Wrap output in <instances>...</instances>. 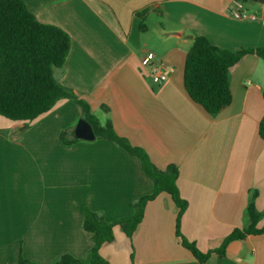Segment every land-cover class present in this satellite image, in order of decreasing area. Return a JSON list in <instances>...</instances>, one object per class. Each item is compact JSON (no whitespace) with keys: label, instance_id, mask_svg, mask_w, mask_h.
<instances>
[{"label":"crops","instance_id":"crops-1","mask_svg":"<svg viewBox=\"0 0 264 264\" xmlns=\"http://www.w3.org/2000/svg\"><path fill=\"white\" fill-rule=\"evenodd\" d=\"M23 2L39 22L70 35L66 62L55 70L58 81L80 94L101 123L110 119L116 134L145 151L157 168H178L176 184L188 203L180 233L208 258L201 262L183 246L179 209L165 192L146 204L132 237L114 227V240L100 255L109 264H264V234L224 247L247 226L254 191L264 213V61L248 53L231 68L233 100L215 116L184 86L195 37L232 52L264 47V2L243 4L255 21L232 17L235 0ZM148 53L169 74L165 83L154 84L142 67ZM79 120L78 106L68 100L28 128L0 116V264H17L21 251L35 264H55L65 254L88 263L94 243L84 228L86 209L112 222L134 214L132 199L154 192L140 160L111 142L64 145L61 132L75 133Z\"/></svg>","mask_w":264,"mask_h":264},{"label":"trees","instance_id":"trees-1","mask_svg":"<svg viewBox=\"0 0 264 264\" xmlns=\"http://www.w3.org/2000/svg\"><path fill=\"white\" fill-rule=\"evenodd\" d=\"M235 1L246 4L252 0ZM149 11L147 8L138 14L145 18ZM140 29H147L143 22ZM70 48V35L57 26L39 22L23 0H0V116L13 122H24L28 128L31 122L52 110L58 101L68 100L78 106L80 118L93 127L97 140H107L140 160L144 173L154 184V192L132 199L130 207L134 214L112 222L107 221L102 213L86 209L84 228L92 234L94 243L90 261L86 263L65 254L55 264H109L100 255V248L114 240V227L119 226L132 237L144 217L146 204L163 192L172 197L179 209L177 235L183 246L199 261L204 262L208 255L200 253L180 233L181 217L188 203L178 191V168L175 165H170L165 170L157 168L145 151L132 146L128 139L116 134L110 119L101 123L80 94L58 81L55 70L63 69ZM248 53H254L264 61V47L232 52L211 44L206 37H195L186 55L184 72V86L190 98L212 116L231 105L233 97L230 70ZM102 110L109 114L107 106H102ZM259 134L264 141V117L260 122ZM60 139L64 145L80 141L74 137L73 128L63 130ZM257 196V191L250 196L246 210L247 226L242 230L236 229L226 240L224 247L236 239L264 234V226L258 227L264 213L256 207ZM224 247L217 252L223 253ZM17 264L35 263L25 258L21 251Z\"/></svg>","mask_w":264,"mask_h":264},{"label":"built area","instance_id":"built-area-1","mask_svg":"<svg viewBox=\"0 0 264 264\" xmlns=\"http://www.w3.org/2000/svg\"><path fill=\"white\" fill-rule=\"evenodd\" d=\"M237 10L231 13L232 17L243 21H255L258 19L256 14H250L243 8V4L237 2ZM142 67L150 70L151 78L154 84L160 85L169 79V74L155 64V55L148 53L142 60Z\"/></svg>","mask_w":264,"mask_h":264},{"label":"water","instance_id":"water-1","mask_svg":"<svg viewBox=\"0 0 264 264\" xmlns=\"http://www.w3.org/2000/svg\"><path fill=\"white\" fill-rule=\"evenodd\" d=\"M258 2H264V0H254ZM75 138L85 141H93L96 139L93 127L84 119H80L75 128Z\"/></svg>","mask_w":264,"mask_h":264},{"label":"rangeland","instance_id":"rangeland-1","mask_svg":"<svg viewBox=\"0 0 264 264\" xmlns=\"http://www.w3.org/2000/svg\"><path fill=\"white\" fill-rule=\"evenodd\" d=\"M263 71H264V65H263ZM81 119V118H80ZM74 137H75V135H74Z\"/></svg>","mask_w":264,"mask_h":264}]
</instances>
